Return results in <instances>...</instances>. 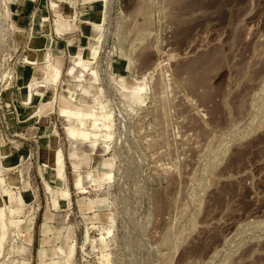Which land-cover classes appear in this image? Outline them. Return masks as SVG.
Wrapping results in <instances>:
<instances>
[{"label":"rangeland","instance_id":"rangeland-1","mask_svg":"<svg viewBox=\"0 0 264 264\" xmlns=\"http://www.w3.org/2000/svg\"><path fill=\"white\" fill-rule=\"evenodd\" d=\"M53 2L81 6L0 0V144L11 153L0 149V168L11 159L2 172L22 207L7 227L2 264H56L72 244L65 264H264V0H91L83 5L94 8L89 37L81 42L73 26L70 45L53 32L63 19ZM35 11L50 26L39 40L58 42L38 58L60 57L62 72L54 90L36 87L25 103L28 80L50 81L31 72L45 62L25 59ZM84 43L100 46L94 88L66 74L70 47L86 54ZM141 78L139 99L126 86ZM62 84L81 104L95 96L107 103L108 148L66 137ZM51 95L47 111L31 114L29 105ZM54 148L63 172L49 164Z\"/></svg>","mask_w":264,"mask_h":264},{"label":"bare ground","instance_id":"bare-ground-1","mask_svg":"<svg viewBox=\"0 0 264 264\" xmlns=\"http://www.w3.org/2000/svg\"><path fill=\"white\" fill-rule=\"evenodd\" d=\"M52 7L53 8L55 7L54 2L52 3ZM60 27L66 28L69 27V25L63 19H60L57 21L56 30H60ZM100 37L102 36L100 33H98V35L94 39L100 40ZM99 47L100 46L97 43L92 44L90 46L82 47L83 50H86L85 48H87L86 54L84 51L81 50H79L76 53L71 50L70 63L72 67L68 70V73L66 74L68 75V77L71 78H73V76H76L79 79L78 86L81 83L84 84L88 82L89 85L94 88V86L91 85V81L96 80L97 76L94 67L91 65V62H93L94 55L98 52ZM44 54L45 55L42 58H34L31 60L27 59V61L30 63L45 62L46 64L40 71H42L43 75H47L50 78V81H46L44 79H40L39 81L36 79L28 80L25 83V88H26V92H25L26 94L24 97L25 103L30 102V98L32 96V89H34L36 92L38 91L36 87H45V89L54 90L55 84L59 79L60 73L62 72V68L58 64V61L56 60L55 56L51 57V55L48 54L47 52H45ZM82 54H84V57H82ZM37 83H39V85H37ZM126 87L131 93L138 94L139 99H142V94H143L142 91L145 89L146 84L144 82V78H141L139 80H135L133 84L128 85ZM40 91H44V89L43 90L41 89ZM60 91L61 92L58 93L59 94L58 97L56 95L58 99L57 111H58V115L62 117L63 121H65L64 133L66 137H68V139L72 142L75 141L85 142L91 147H95L97 146V144H101L104 145L106 148H108L109 145L108 141L111 138L109 128H110V121L112 119V114L111 111H109V109H106L107 103L100 101V99H97V97L95 96L92 98L91 103L81 104L78 101V92H76L75 90L71 89L68 86H65L64 84H62ZM54 100L55 98L53 97V95H51L49 100L46 101L41 100V103H39L38 105H34V106L29 105L32 111L31 114L36 116V118H39L41 112L47 111ZM3 157L8 158L7 156H3ZM10 160L11 159H3L2 166L0 168V196L4 198V203L2 206H0V225H1L0 258L2 257L3 245L6 240L7 227H10L16 222V219L13 218L16 216V214H20L22 210L21 205H19L16 200L18 196L16 197L14 191L8 189L5 182L6 179L2 172L3 170H6L7 168L10 167V163H9ZM63 163L64 162H63V156L61 150L59 148L56 149L54 148V155L53 157L50 158L49 164H51V166H53L57 172H63ZM72 166L76 171V169L78 168V164L72 163ZM77 181L78 182L75 187L77 188L78 192H84L85 187L82 186L80 182L81 181L80 176L78 177ZM95 184L99 185L100 183H95ZM108 185L110 186V184ZM59 192L61 196H64L66 198L69 197V192L67 187L60 189ZM52 203L53 206L56 204L55 199H53ZM110 229L111 228L109 225L106 227L103 226L100 229L101 232H99V236L96 238V240L99 243H104L105 242L104 234L108 233ZM103 247H105V245ZM74 248H75L74 244L68 246L61 259L56 260L55 263L56 264L67 263L70 260L71 256L73 255ZM104 256L105 254H102V257ZM0 264H2V261H0Z\"/></svg>","mask_w":264,"mask_h":264},{"label":"crops","instance_id":"crops-1","mask_svg":"<svg viewBox=\"0 0 264 264\" xmlns=\"http://www.w3.org/2000/svg\"><path fill=\"white\" fill-rule=\"evenodd\" d=\"M90 1L91 0H76L77 4H79L81 6H72L73 4L72 5L67 4V5H64V6H55L51 10L54 17L59 16V14H63V16H61V18H63V20L65 22H67L68 25H69V27H66V28H61L60 27V30H56L57 24L54 23V30H53V32H56V33L61 34L60 36H62V38L65 40L66 43H68V42L74 43V39H73L74 35L71 36V34L73 33V31H71V28L73 26L75 27L76 30L79 31V35L82 36L81 42H83V41L85 42L86 41V38L89 37L87 35H83V32L85 33V31H88V28L90 30V26L89 25L91 24L90 23L91 21H89V19H90V17H92V13L94 11V8H93V6H83V5H91L90 4ZM92 1H94V0H92ZM68 2H70V0H66V3H68ZM32 7H34V6H27V10L30 11V8H32ZM36 7H38L37 9H39V10L42 11L41 12L42 17H43V15L47 16L49 14V10H48L49 8H48V6H36ZM34 9H36V8H34ZM36 11L31 16V19H32V21L30 23L31 25L28 27L29 29H27L28 30L27 32L29 34V36H28L29 39H28L26 45H27V48L30 49V50L25 53V59H26V62L28 64H29V62L27 61V59H30L31 60V59H34V58L41 57V54H43V52L41 51V49H42L41 47L44 44L46 45V44H48L50 42L51 43L54 42L53 44H57L58 43V42H55V40H53V39L51 40V37H52L51 34L49 35L50 40H49L48 37H43V38H41L39 40V36H43V35H40L39 34V30H43V32H47V30H50V26L49 25L46 26L43 23H41V24L39 23L38 15L36 14ZM83 15L85 17H88V18H85V17L83 18ZM73 16H74V18H77V20H78L77 23H73V19H72ZM18 18L19 19H22L23 22L21 24H19V23L18 24H19L20 27H22V31H25L26 30L25 17H18ZM40 26H41L42 29L40 28ZM50 33H51V31H50ZM74 44H76V43H74ZM72 46H73V44H72ZM72 46L70 47V49L73 52H75V50L78 49V47L76 49L75 48L73 49ZM84 46H85V43H84ZM31 50H34L36 52H31ZM55 58L58 61V64H60L61 63L60 57L55 56ZM30 65H35V64H30ZM35 71L37 73V76L41 72L40 69H34L33 71H31L32 72V75H33V73ZM25 73H26V70H25ZM10 145H11L12 149H14V146H12L13 143L9 144V147H10ZM14 145L17 146V144H14ZM4 147H5L4 143H1L0 144V149L2 150V153L3 154L5 153L4 156H6L8 154H11V153H9V151L7 152V148H4ZM17 147H16V149H18Z\"/></svg>","mask_w":264,"mask_h":264}]
</instances>
